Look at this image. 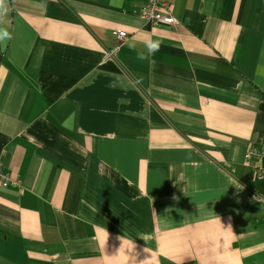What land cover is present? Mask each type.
I'll return each mask as SVG.
<instances>
[{"label":"crops","instance_id":"0c3cea01","mask_svg":"<svg viewBox=\"0 0 264 264\" xmlns=\"http://www.w3.org/2000/svg\"><path fill=\"white\" fill-rule=\"evenodd\" d=\"M145 3L6 0L0 264H264V0Z\"/></svg>","mask_w":264,"mask_h":264},{"label":"built area","instance_id":"2783aa9c","mask_svg":"<svg viewBox=\"0 0 264 264\" xmlns=\"http://www.w3.org/2000/svg\"><path fill=\"white\" fill-rule=\"evenodd\" d=\"M172 4L173 0H146V3L135 13L154 26L178 27L181 25V20L173 14ZM113 36L116 44L112 52H117L127 41L128 33L125 30L117 29L113 31ZM245 159L253 165L256 180H264V147L250 146L245 153ZM9 186L21 189L22 181L19 178H13L0 163V188Z\"/></svg>","mask_w":264,"mask_h":264},{"label":"clouds","instance_id":"9594fccd","mask_svg":"<svg viewBox=\"0 0 264 264\" xmlns=\"http://www.w3.org/2000/svg\"><path fill=\"white\" fill-rule=\"evenodd\" d=\"M7 9H6V0H0V23H2V17L4 15H6ZM11 37V33L3 27H0V42L4 41V40H10ZM146 47L148 48L149 53L158 51L160 48V42L159 41H150L147 42ZM139 59H146L147 57L144 55H140L138 57ZM121 249H128L129 252H132L135 250V245H133L132 243H126L123 240V246L120 248ZM119 250V252H120ZM119 258V256H118ZM129 258H135V256H130L129 254H126L123 257V264H127V261Z\"/></svg>","mask_w":264,"mask_h":264}]
</instances>
